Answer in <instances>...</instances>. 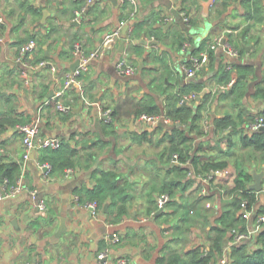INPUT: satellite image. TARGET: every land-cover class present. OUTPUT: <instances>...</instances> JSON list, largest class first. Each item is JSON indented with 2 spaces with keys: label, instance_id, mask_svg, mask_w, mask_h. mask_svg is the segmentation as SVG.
I'll list each match as a JSON object with an SVG mask.
<instances>
[{
  "label": "crops",
  "instance_id": "crops-1",
  "mask_svg": "<svg viewBox=\"0 0 264 264\" xmlns=\"http://www.w3.org/2000/svg\"><path fill=\"white\" fill-rule=\"evenodd\" d=\"M26 1L39 8L40 14L27 12L21 0H0V25H4L0 28V112L16 118V122L7 124L0 135V153L4 160L12 159L21 164L24 145L18 125L39 116L42 135L68 138L74 134L78 143L83 138L110 140L108 150L96 156L93 163L110 166V159L117 157L116 141L118 146L129 143L134 146L137 144L131 140L130 132L152 129L150 124L135 116L136 108L151 99L161 109L166 86H182L192 79L185 76L182 66L200 52V45L207 48L220 34L228 43V34L235 37L240 28L234 25L244 23L245 12L239 2L223 8L219 3L213 5L214 0L210 3L208 0H137L133 19L131 10L122 6L121 0L116 3L98 0L83 14V21L77 23L72 20L73 14L83 0ZM128 4L134 8L130 2ZM148 14L152 20L156 19L151 23L159 39L153 34L132 33L135 21ZM184 15L189 16L188 22ZM120 21H124L121 36L103 56L92 60L89 70L83 74L86 96L98 101L100 108L96 104L81 106L78 103V110L72 107L73 110L64 115L53 102L43 103L45 97L54 94V88L61 85L65 72L71 69L73 44L80 41L90 51L101 42L104 33L118 26ZM125 26L128 27L124 31ZM258 33L262 36L260 44L243 45L245 52L237 56H230L220 45L210 49L209 60L195 76L196 81L205 84L204 90H215L225 85L217 83L220 64L233 61L249 65L252 74L249 73L245 100L255 113L264 109V100L252 96L255 84L264 76V23ZM32 37L37 40V47L26 61L35 64L47 60L55 69L49 64L28 69L30 83L24 85L18 68L21 65L16 61L17 46ZM238 40L235 38L236 43ZM121 55L138 66L133 75L123 76L117 72L115 62ZM164 72L167 74L161 76ZM232 74L236 75L235 69ZM155 76L157 79L153 81ZM61 99L65 103L72 101L71 91L63 93ZM105 109L116 113L113 122L117 139L102 128L106 119L101 112ZM212 109L215 110L216 105ZM223 109L217 108L216 113L222 114ZM39 152H30L26 168L21 170L19 177L20 189L0 199V264H33L36 251L37 264H66L67 261L112 264L118 258H124L128 264H155L156 258L167 251L164 245L173 233L170 215L168 218L166 215L149 217L143 213L144 203L139 205L138 201L129 208L130 214L117 219L109 199L93 211L86 204V190L94 184L90 170L77 165L69 174L62 170L45 174L37 160ZM228 166L234 170L232 163ZM252 168L259 170L255 166ZM2 185L1 175L0 190ZM141 187L136 188V194ZM33 189L37 190L38 197L45 199V211L37 209L36 198L31 194ZM104 203H108L107 212L102 210ZM61 216L66 218V229L57 233ZM115 235L119 240H113ZM189 238L185 247L197 244L208 247L209 240L204 232L192 228ZM60 257L63 259L59 262Z\"/></svg>",
  "mask_w": 264,
  "mask_h": 264
},
{
  "label": "trees",
  "instance_id": "trees-1",
  "mask_svg": "<svg viewBox=\"0 0 264 264\" xmlns=\"http://www.w3.org/2000/svg\"><path fill=\"white\" fill-rule=\"evenodd\" d=\"M121 1L122 6L132 10L128 0ZM236 2L245 10L244 23L238 22L234 25L240 28L235 37H232L231 33L228 34V43L238 54H242L245 52L243 45L247 43L259 45L262 41V36L258 32L264 23V0H214L213 5L219 3L226 8ZM21 4L27 12L40 14V9L30 2L21 0ZM155 20L148 14L144 19L135 21L132 33L144 32L159 39L151 23ZM0 28L3 29L4 25H0ZM235 38H239L237 43ZM199 48L201 51L206 47L200 45ZM46 66L43 65L41 68ZM18 68L21 71V66ZM232 69L236 70V75L232 74ZM218 71L220 73L217 83L226 85L234 76L233 82L223 88L204 90L205 84L192 77L182 86L170 88L166 86L161 109L151 99L143 101L136 108L135 116L141 112L162 114L160 113L162 111L163 115L171 120L169 124L160 122L152 126L151 130L130 132L131 140L141 145V153L144 155L139 153L135 156L130 155L126 153V146H118L116 141L114 151L117 157L110 159L111 165L105 166L102 162L93 164L96 156L108 150L111 141L83 138L82 142L78 143L79 140L74 138V134L68 138L62 136V142L57 148L39 149L37 160L39 163H49L51 173L55 170L65 171L66 168H74L77 165L89 169L94 184L92 188L86 190L88 197L86 200L95 201L98 205L109 199L110 207L115 211L117 219L123 214H130L129 208L138 201L139 205L144 203L143 213L149 217L166 215L168 218L170 215L173 233L164 245L167 251L156 258L155 264H207L221 256L224 245L231 239L232 228L239 230L246 228V220L239 212L242 201H246L247 208H254L256 213H264V190L255 191L248 187L253 181L250 169L254 166L259 170L264 169V131L246 130V125L255 117L262 116L264 119V109L255 113L245 100L249 73L252 74V69L249 65L229 61L220 64ZM164 74L167 72L161 76ZM156 79L157 76L153 81ZM67 91H71L73 100L66 104L77 107L81 102L80 95L74 88H69L65 92ZM191 91L197 93L198 99L183 103L184 95ZM252 96L264 100V76L255 84ZM214 105L215 110L212 109ZM219 107L224 108L222 114L216 113ZM72 110L61 112L65 115ZM116 118V113L112 112L110 119L102 123L103 130L111 133L115 139L118 136L113 122ZM15 122L16 118L10 114L0 112V135L7 124ZM131 145L128 144L129 147ZM235 146L237 149H234ZM147 148L154 149L149 156H146ZM174 153L178 155V162L172 160ZM229 163L233 164L235 170L234 185H222L220 192L208 188L206 193L200 194L197 189L201 183L187 176L190 169L195 174L205 175L210 169L224 168ZM1 173L7 185L16 184L21 175V163L12 159L4 160L0 153V176ZM139 185H142V189L136 194ZM192 190L195 196L189 198L188 194ZM162 192L170 197L166 204L168 207L160 210L155 216L156 198ZM206 199L214 200L213 205L206 206L204 201ZM191 206L193 208L197 206L195 213L198 219L190 216L191 212H194ZM202 218L205 221L210 219L208 226L205 227L209 240L208 247L206 248L204 244L185 247L190 240L186 232H191L194 225L203 222ZM255 241L254 247L249 246L248 242L233 244L229 251L231 264H264V226Z\"/></svg>",
  "mask_w": 264,
  "mask_h": 264
},
{
  "label": "built area",
  "instance_id": "built-area-1",
  "mask_svg": "<svg viewBox=\"0 0 264 264\" xmlns=\"http://www.w3.org/2000/svg\"><path fill=\"white\" fill-rule=\"evenodd\" d=\"M98 0H83L78 8L75 9L72 20L80 23L83 21V14H86L87 9L93 5ZM134 8L131 10V15L134 18L137 8V0H128ZM132 6V7H133ZM184 20L186 22L189 21V16L184 15ZM124 21H120L118 26L113 27L112 29L106 31L103 35L101 42L92 50L87 51L83 44L80 41H77L73 44V57L74 61L78 60V64L74 69H68L63 77V82L58 88H54V94L51 97L44 98L43 103H50L53 102L55 107L63 112H68L72 110V105L66 104L62 101L61 95L69 88H74L76 92L80 95L81 98V106L89 105V104H96L99 108L98 101H92L86 96V91L84 88L83 82V74L89 70L90 62L98 57L103 56L106 51L113 46L116 38L121 36V27ZM218 45L222 46L225 51L230 56H237V50L233 49L229 43L226 42L224 35L220 34L213 38L212 42L208 45L207 48L201 50L197 55L191 57L188 64H184L182 66V71L184 72L185 76L187 77H195L199 70L204 66V64L209 60V49H214ZM37 47V40L32 37L28 40L21 42L17 46V56L16 61L21 65V76L23 78L24 85H29L30 83V76L28 69L32 68H39L45 64L51 65V69L54 70L55 67L53 64H50L47 60H41L35 64H29L26 59L27 57L31 56V53ZM115 67L117 72L123 76H130L133 75L137 71V66L131 63L125 55H121L119 59L115 62ZM234 80V76L230 79V81L223 86H229ZM198 99V95L196 92L191 91L188 94L184 95L182 102H193ZM102 116L108 120L111 117L110 110H104L101 112ZM139 120L145 121L146 123L150 124L151 126L156 125L158 122L162 121L164 123H171V120L162 114L157 113H146L141 112L137 115ZM207 121V120H206ZM205 121V122H206ZM41 119L39 116L27 121L23 122L18 125V130L21 133V140L24 145V153H23V163L21 164V170L26 168L27 161L30 157V152L33 150H39L45 147L57 148L60 146L62 142L61 136H45L41 134V126H40ZM264 126V119L262 116H257L253 121H250L246 125V130L249 132L254 130H260V127ZM172 160L174 162H178V155L176 153L173 154ZM188 162L186 161V164ZM40 166L45 168V174H51V166L49 163H40ZM72 172V168H66L65 173L69 174ZM188 177L195 178L198 182L201 183L198 186L199 193L204 194L208 191V188H212L211 190L215 191L222 190V185L233 186L234 185V177H235V170H232L228 165L224 168L220 169H210L208 173L205 175L195 174L193 170L187 174ZM20 178L17 180L16 184L7 185L6 179L3 180V185L0 190V199L4 197H8L13 195L17 192L20 188ZM264 190V181H262V188ZM33 197L36 198V207L40 211H45L46 209V202L45 199L42 197L37 196V190L33 189L31 191ZM169 195L165 192L160 193L157 198V211L163 210L169 200ZM219 199V197H218ZM205 205L211 206L213 205L211 199H206ZM87 205H89L93 211H95L98 207L95 201H87ZM240 214L246 220V228L244 230H239L237 228H232L230 231L231 239L224 245L222 249V254L215 260L209 261L207 264H231L229 259V251L233 244H238L241 242H248L249 246L254 247V243L256 242V236L259 231L264 226V213H256L254 208H247V202L242 201L240 204ZM146 219V218H144ZM113 240H119L117 235L113 236ZM33 264H37L36 262ZM102 264H109L107 262H103ZM112 264H128L124 258H118Z\"/></svg>",
  "mask_w": 264,
  "mask_h": 264
},
{
  "label": "water",
  "instance_id": "water-1",
  "mask_svg": "<svg viewBox=\"0 0 264 264\" xmlns=\"http://www.w3.org/2000/svg\"><path fill=\"white\" fill-rule=\"evenodd\" d=\"M111 1H112L113 3H116L117 0H111ZM211 1H212V0H208L207 3H210ZM43 12L45 13L46 11L43 10ZM127 27H128V26H125L124 31L127 29ZM122 45H123V44H122ZM77 64H78V60H75V61L71 64L70 68H71V69H74V68L77 66ZM141 67H142V64L139 66V68H141ZM240 75L244 76V74H240ZM52 93H53V92L51 91L50 94H49V96H50ZM213 108H214V106H213ZM78 109H79V106L75 108V110H78ZM161 113H163V112H161ZM132 122H133V119L131 120V123H130L131 127H132ZM260 130H263V131H264V126L260 127ZM44 170H45V168H44ZM250 173L252 174L253 181H252L251 183H249L248 187H249L250 189H252V190L260 191L261 188H262V179H263V177H264V169H263V170H256L255 168H252V169H250ZM1 175L3 176V173H2ZM102 210H103L104 212H107V211H108V203H104V204H103V208H102ZM159 211H160V210L156 211L154 215L156 216L157 213H158ZM65 219H66V218H65L64 216H61V217H60V224H59V228H58V232H57V233H60V232H62L63 230L66 229V222H65ZM57 233H56V234H57ZM17 248H19V246H18ZM37 253H38V251L35 252V256L33 257V260H32L33 263H35V262L37 261V260H36V255H37ZM62 259H63L62 257L58 258L59 262H60ZM66 264H73V263L70 262V261H67Z\"/></svg>",
  "mask_w": 264,
  "mask_h": 264
},
{
  "label": "rangeland",
  "instance_id": "rangeland-1",
  "mask_svg": "<svg viewBox=\"0 0 264 264\" xmlns=\"http://www.w3.org/2000/svg\"><path fill=\"white\" fill-rule=\"evenodd\" d=\"M143 144H145V143H143ZM126 146V153H128V154H130V155H137V153H139V154H142V155H144V153H141V151H142V147H141V145H134V146H128L127 144L125 145ZM234 149H237V147L235 146L234 147ZM154 151V149H150V148H147L146 149V156H149L152 152ZM187 192H188V190H187ZM197 192H199V189H197ZM188 196H189V198H192V197H194L195 196V192H193V190L188 194ZM197 206H195V208H196ZM191 208L194 210V212H191V214H190V216H194L195 218H197L198 219V215L195 213V208H193L192 206H191ZM197 210V209H196ZM214 212V211H213ZM213 214V213H212ZM199 220H201V219H199ZM201 221H203V222H201L200 224H196V225H194V228L195 229H197V230H199L200 232H204L205 234H206V231H205V227L207 226V224H209V221H210V219L208 220V221H205V220H203V218H202V220ZM189 235L190 237H191V232L189 231L188 233L186 232V235Z\"/></svg>",
  "mask_w": 264,
  "mask_h": 264
},
{
  "label": "flooded vegetation",
  "instance_id": "flooded-vegetation-1",
  "mask_svg": "<svg viewBox=\"0 0 264 264\" xmlns=\"http://www.w3.org/2000/svg\"><path fill=\"white\" fill-rule=\"evenodd\" d=\"M128 59V58H127ZM132 63V62H131ZM135 65V64H134ZM137 66V65H136ZM137 69H138V66H137Z\"/></svg>",
  "mask_w": 264,
  "mask_h": 264
}]
</instances>
